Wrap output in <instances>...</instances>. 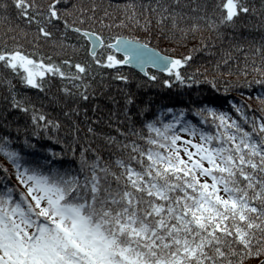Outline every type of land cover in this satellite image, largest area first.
<instances>
[{
	"label": "snow or ice",
	"instance_id": "snow-or-ice-1",
	"mask_svg": "<svg viewBox=\"0 0 264 264\" xmlns=\"http://www.w3.org/2000/svg\"><path fill=\"white\" fill-rule=\"evenodd\" d=\"M117 7L119 17H96L76 0H0L7 24L0 67L40 91L58 79L63 100L52 99L66 117L95 95L91 80L107 76L105 67L124 82L129 75L116 69L135 65L150 81L159 76L149 66L170 74L165 86L264 88V38L249 45L254 50L244 55L252 60L235 70L237 79L218 86V76L199 68L182 71L207 45L170 55L175 49L154 44L150 34L128 31L131 24L148 32L154 19L165 41L185 43L203 28L221 35V26L249 11L245 0H221L218 13L206 0H126ZM0 83L8 107L29 114L23 128L7 115L0 124L7 131H0V264H264V93L252 114L251 105L228 101L233 115L198 99L201 89L187 107L157 110L144 102L135 112L128 105L137 98L126 92V125L113 123L109 134L88 127L107 146L105 159L90 143L77 154L78 126L65 142L56 134L59 118L37 108L10 76Z\"/></svg>",
	"mask_w": 264,
	"mask_h": 264
},
{
	"label": "trees",
	"instance_id": "trees-1",
	"mask_svg": "<svg viewBox=\"0 0 264 264\" xmlns=\"http://www.w3.org/2000/svg\"><path fill=\"white\" fill-rule=\"evenodd\" d=\"M82 7H85L89 12H95L96 17H99L104 11H108L110 15L119 17L121 9L118 5L126 3V0H76ZM137 3L148 2V0H136ZM155 2V0H153ZM209 5V11L214 10L220 12L221 9L218 5L221 0H206ZM95 3L97 8L93 10L91 5ZM245 3L249 6L247 13H241L234 22V25L221 26L220 33L217 35L215 31H210L207 28L201 29L195 34H190L185 43H178L176 41H165L163 38H158L156 33L159 29L156 27V22L153 19L152 27L148 32L143 29H138L136 26L129 24L128 31L134 35H151L154 44H158L161 48L167 46L174 48L175 52L167 54H176L186 52V49L191 45L203 44L195 54V58L189 63L187 67H182L183 72H191L194 68H199L201 74L209 76H218V86H222L228 80L237 79L236 69L241 67L245 60L249 62L252 60V56L245 57L244 53L247 51L251 53L254 49L249 45L257 44L264 38V9L261 5L264 0H245ZM255 8V12H253ZM259 13V15H257ZM142 19V17H141ZM11 24L15 26L18 21L13 18ZM170 25L165 23V27ZM7 24L0 19V41H2V34L6 31ZM9 43H11L12 33L9 32ZM239 43H244L245 48L237 51L233 48V45L239 46ZM27 46V45H26ZM226 54H230L227 55ZM255 59L259 60L260 55L257 54ZM233 69L229 73V69ZM107 72L108 75L101 77L96 75L92 78L91 83L93 85L92 91L95 95L89 93L87 100H80L78 104L79 111L70 113L67 117L63 115L64 105L57 104L52 97H57L63 100V93L60 91V82L58 79L52 80L46 84V90L40 91L38 89L31 88L30 86L22 85L19 83V76L6 71L0 67V79L3 76L8 75L11 77L13 84L16 85L18 91L29 98L32 103H35L37 108H43L49 112L53 117L61 120V128L56 133L65 142L72 141L73 133L70 131L71 127L78 126L76 132V151L79 152L80 144H91L93 148H96L102 156L107 159L108 149L104 144V141L100 137H93L88 132V127L91 125L97 132L103 131L105 134H109L110 126L116 123L117 126L126 125L127 121L124 120L125 109V95L133 94L137 98V104L128 105L131 111L137 110V105L144 102H151L153 109H157V106L163 107H187L190 94L196 93L197 89L202 90V94L197 97L198 99L215 103L217 107H221L225 111L232 112L233 115H237L228 101L234 103L243 102L246 105H251L249 114H252L258 107L257 97L264 93V88L259 84H252L251 86L236 85L230 92L225 93L223 91L216 92L211 89L206 83L200 85L181 86L179 84H173L165 86L162 84L163 79L169 78L170 74L155 71L150 69L159 76L156 81H150L144 77L141 73L135 71L128 66H122V68L116 69L129 75L130 79L126 82L114 79L112 72L114 70L103 68L101 69ZM23 74V70H21ZM252 75V73H249ZM240 78H243L242 76ZM70 87V85H68ZM6 85L0 83V124L3 123L2 117L7 115L9 120H15L16 123L23 128L27 125L29 114L20 112L19 109H12L8 107V100L5 99L7 93L5 92ZM50 93V94H49ZM228 97V100L221 99L222 97ZM10 99V98H9ZM72 106L71 103L68 104ZM6 110V111H5ZM189 118H192L189 116ZM75 121V124H73ZM4 134H7L3 128H0ZM12 135L19 141L20 135L16 133L15 124L11 129ZM88 138L87 140L85 138ZM54 143V142H53ZM101 149H104L101 151ZM59 150V148L57 149ZM4 160L3 156H0V161Z\"/></svg>",
	"mask_w": 264,
	"mask_h": 264
},
{
	"label": "water",
	"instance_id": "water-1",
	"mask_svg": "<svg viewBox=\"0 0 264 264\" xmlns=\"http://www.w3.org/2000/svg\"><path fill=\"white\" fill-rule=\"evenodd\" d=\"M125 66H128V67H130V68H132V69H134V70L140 72V70H139L135 65H125ZM149 68H151V66H149ZM151 69H152V68H151ZM154 70H156V69H154ZM140 73H141V72H140ZM141 74H143V73H141ZM143 75H144V74H143Z\"/></svg>",
	"mask_w": 264,
	"mask_h": 264
}]
</instances>
